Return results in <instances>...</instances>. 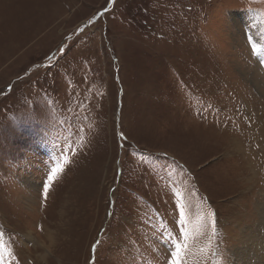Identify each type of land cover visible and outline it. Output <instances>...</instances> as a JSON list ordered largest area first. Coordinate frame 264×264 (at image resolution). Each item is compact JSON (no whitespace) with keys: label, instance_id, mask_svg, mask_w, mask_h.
<instances>
[{"label":"rangeland","instance_id":"rangeland-1","mask_svg":"<svg viewBox=\"0 0 264 264\" xmlns=\"http://www.w3.org/2000/svg\"><path fill=\"white\" fill-rule=\"evenodd\" d=\"M109 1L0 0V264H264V0Z\"/></svg>","mask_w":264,"mask_h":264},{"label":"crops","instance_id":"crops-1","mask_svg":"<svg viewBox=\"0 0 264 264\" xmlns=\"http://www.w3.org/2000/svg\"><path fill=\"white\" fill-rule=\"evenodd\" d=\"M11 16H12V17H11ZM3 19H5V20L3 21ZM3 19H2V18L0 19V23H1V22L5 23L6 21H7L6 23H8V22H10V21H14V20L17 21L18 18H17V15H14L13 13H10V14H7V15L5 16V18H3ZM11 31H14V29H11V30H9V31H7V32H3V33H2L3 37L6 36L7 34H9V32H11ZM0 36H1V33H0ZM31 41H32V40H30V42H31Z\"/></svg>","mask_w":264,"mask_h":264},{"label":"snow or ice","instance_id":"snow-or-ice-1","mask_svg":"<svg viewBox=\"0 0 264 264\" xmlns=\"http://www.w3.org/2000/svg\"><path fill=\"white\" fill-rule=\"evenodd\" d=\"M253 50L255 51V49H253ZM48 179H49V181H51L52 180V176H49ZM44 190H45V192H47V185H45V189ZM209 215L214 217V213H210ZM94 247H95V245H94ZM175 247L179 248L180 246H179V244H176ZM172 254L174 256L178 255L177 252H173ZM173 264H176V261H173Z\"/></svg>","mask_w":264,"mask_h":264},{"label":"water","instance_id":"water-1","mask_svg":"<svg viewBox=\"0 0 264 264\" xmlns=\"http://www.w3.org/2000/svg\"><path fill=\"white\" fill-rule=\"evenodd\" d=\"M112 2H114V0H110V2H109V4H111ZM109 6V5H108ZM106 10V9H105ZM105 10L103 9V13L105 12ZM101 12V13H102ZM100 15V14H99ZM99 15L97 14L93 19H92V21H95L96 19H98V17H99ZM87 25H89V22L87 21V22H85V24H84V26L83 27H85V26H87Z\"/></svg>","mask_w":264,"mask_h":264},{"label":"bare ground","instance_id":"bare-ground-1","mask_svg":"<svg viewBox=\"0 0 264 264\" xmlns=\"http://www.w3.org/2000/svg\"><path fill=\"white\" fill-rule=\"evenodd\" d=\"M49 237H50V236H49ZM245 240H246V239H245ZM245 240H244V241H245ZM43 247H44V246H43ZM241 252H242V251H241ZM250 263H251V262H250Z\"/></svg>","mask_w":264,"mask_h":264}]
</instances>
